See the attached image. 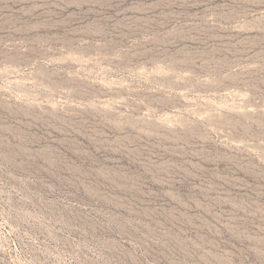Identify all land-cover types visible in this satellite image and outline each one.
I'll use <instances>...</instances> for the list:
<instances>
[{"label": "rangeland", "instance_id": "obj_1", "mask_svg": "<svg viewBox=\"0 0 264 264\" xmlns=\"http://www.w3.org/2000/svg\"><path fill=\"white\" fill-rule=\"evenodd\" d=\"M0 264H264V0H0Z\"/></svg>", "mask_w": 264, "mask_h": 264}]
</instances>
